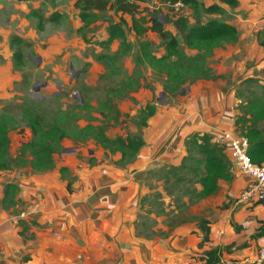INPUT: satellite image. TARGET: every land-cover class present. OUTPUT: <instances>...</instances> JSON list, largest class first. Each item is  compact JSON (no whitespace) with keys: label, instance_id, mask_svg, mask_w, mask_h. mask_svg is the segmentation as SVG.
Here are the masks:
<instances>
[{"label":"crops","instance_id":"1","mask_svg":"<svg viewBox=\"0 0 264 264\" xmlns=\"http://www.w3.org/2000/svg\"><path fill=\"white\" fill-rule=\"evenodd\" d=\"M237 3L234 13L246 15L235 16L245 23L243 31L227 23L251 37L261 30L255 19L264 15V0ZM164 15L159 13L161 21ZM191 94L162 114L155 108L141 134L144 145L130 164H118L119 153L92 141L87 147L69 141L53 155L51 170L0 171V264H203L199 257L215 248H227L223 260L253 259L264 243V204L240 200L250 179L230 157L231 181L218 182L216 194L199 202L208 234L201 230L202 220L167 227L160 218L150 236L137 232L150 173L179 165L193 133H236L229 100L224 105L218 92L198 88ZM8 184L19 188L15 206L2 202ZM205 235L207 245L201 243Z\"/></svg>","mask_w":264,"mask_h":264},{"label":"rangeland","instance_id":"2","mask_svg":"<svg viewBox=\"0 0 264 264\" xmlns=\"http://www.w3.org/2000/svg\"><path fill=\"white\" fill-rule=\"evenodd\" d=\"M228 1L204 0L191 4L183 15L190 25L217 19L234 22L243 31L245 23L241 22L243 26L240 27L241 23L236 21L235 16L242 19L246 15L244 12L234 13L238 7L237 0H233L236 3L234 6ZM76 2L0 0V115L8 114L15 121L8 132L10 153L14 154L20 143L31 137V130L22 116L27 109L40 117L45 129L55 122H61V114L67 112L73 113L62 121V127L66 129L85 126L87 117L94 119L96 125L103 119L98 114V107L104 101L107 90L117 87L125 79L140 75L141 87L129 99L118 103L122 115L118 123L106 128V135L111 139L118 135L140 137L145 127L142 119L146 117L144 109L147 105L162 114L187 101L193 88H198L200 92H218L224 98V105L229 100L234 117L246 114L251 103L264 104V44H261L264 43V23L260 22L264 15L255 19L259 20L256 25H260V31L256 29L251 37L238 33L237 42L219 47L205 58L206 67L211 70L210 79H195L177 93L167 95L162 90L163 76L149 68L135 65L139 41L130 28V17L117 14L107 7L98 20L85 25L78 17ZM210 6L217 7L219 11L211 14L202 11ZM152 12H161L168 17L169 9L147 0L139 6L137 13L148 17ZM55 15L57 19L52 20ZM173 19L176 18L169 17L168 21L163 19L161 22L165 21V30L177 38L180 50L187 56H193L195 51L184 48L182 38L173 26ZM121 20L125 21L123 30L132 51L120 61V71L116 74L115 71L111 73L96 56H112L119 42H114L108 49L97 43L107 38L106 29L109 25ZM14 38L22 43L11 44ZM144 39L152 43L156 55L164 53L155 34L147 32ZM17 50L23 55L24 65L20 68L13 63V54ZM82 104L91 105L89 115L84 111H75L74 107ZM260 128L264 131V121ZM69 141L66 139L63 142ZM85 146H88L87 142ZM187 155L201 157L197 150ZM189 165L190 162L186 161L179 164L176 170L171 167L169 171L155 169L150 173L136 226L140 236L151 235L159 223L157 218L167 227L185 221L193 225L203 220L199 211L201 200L197 201L193 194L198 191V185L192 183L195 180L193 174L186 171ZM203 239L201 243L207 245L208 240Z\"/></svg>","mask_w":264,"mask_h":264},{"label":"trees","instance_id":"3","mask_svg":"<svg viewBox=\"0 0 264 264\" xmlns=\"http://www.w3.org/2000/svg\"><path fill=\"white\" fill-rule=\"evenodd\" d=\"M147 0H77L75 6L79 10L78 17L85 25L98 20L100 14L110 7L117 14H123L130 17V28L139 41L138 55L135 57V65L149 68L157 75L163 76L164 84L162 90L167 95H173L183 86L189 85L195 79H210L211 70L206 67L205 58L211 56L215 49L237 42L238 31L233 25L217 19L207 20L205 23L196 22L193 25L185 17L173 19V26L182 38V44L185 49L195 51L193 56H187L180 50L177 38L165 30L164 23L169 20L164 15V22L159 20V13L152 12L148 17L139 16L137 13L139 6ZM158 3L171 2L178 0H152ZM188 2L187 0H183ZM229 4L235 5L232 0ZM197 4V3H195ZM202 11L206 14L219 11L217 7H205ZM57 19L55 15L52 20ZM124 20L119 23H113L106 29L107 38L97 44L102 48L108 49L114 42L118 41L117 50L112 56L97 55L96 59L107 66L109 71L117 74L120 71V61L129 55L132 47L128 42L123 26ZM151 32L157 36L164 53L156 55L153 52L152 43L144 36ZM22 41L14 38L11 44L20 45ZM263 45L264 43L261 42ZM14 66L20 68L24 65L23 55L20 50L13 54ZM140 75V74H139ZM141 76V75H140ZM140 76L123 80L117 87L107 90L104 101L99 104L98 114H101L102 120L95 125L94 119L87 117V124L83 127L66 129L62 127L64 118L73 112H67L63 115L61 122H55L48 128H43L40 117L31 109L23 113V119L31 130L29 140L20 143L14 154L10 153L9 128L15 124L14 119L8 114L0 115V171H8L23 167H29L35 172H45L51 170L54 166L53 155L62 150V142L70 139L74 144H85L88 141L94 142L96 147L103 149L111 154L119 153L121 158L118 164L127 165L132 163L138 156L139 150L144 142L138 136L118 135L111 139L106 135V128L118 123L122 116L118 110V103L129 99L130 95L141 87ZM180 93V91L178 92ZM75 111H84L88 115L91 111V105L82 104L75 106ZM145 119H142L143 126H146L148 117L154 115L155 108L147 105L144 109ZM264 121V104L260 102L251 103L246 114H241L234 118L235 131L240 136H244L248 141L247 154L250 161L256 165L264 164V131L260 124ZM218 136V135H217ZM216 136V137H217ZM215 136L209 133H193L184 142L186 156L181 159L180 165L186 161L190 165L186 171L193 174L195 180L192 183L198 185V191L191 192L196 196V200H202L214 196L218 191V182H229L232 179L230 174V160L226 155L225 145L215 143ZM192 150H197L200 158H192L188 154ZM179 165L173 166L176 170ZM161 167L159 169H167ZM158 169V170H159ZM19 188L14 185H6L2 199L3 203L17 205L14 201ZM188 193V191L186 192ZM165 211V210H164ZM163 211V213H165ZM22 221H18V223ZM207 222H199L201 230L204 232ZM204 234H208V231ZM203 241H207L205 235ZM223 250L227 248H215L205 251L199 257L203 264H217Z\"/></svg>","mask_w":264,"mask_h":264},{"label":"built area","instance_id":"4","mask_svg":"<svg viewBox=\"0 0 264 264\" xmlns=\"http://www.w3.org/2000/svg\"><path fill=\"white\" fill-rule=\"evenodd\" d=\"M178 0L175 3L166 2L158 3V6L169 9L168 16L170 18L184 17L183 13L188 5L200 3L203 0ZM160 21L162 16L159 17ZM215 143L225 145L228 150L230 160L238 166L240 172L250 179L247 187L241 192L240 200L247 203L264 204V164L261 166L254 165L247 154L248 141L244 136L233 132H222L215 138ZM217 264H264V243L257 249L253 259H220Z\"/></svg>","mask_w":264,"mask_h":264},{"label":"clouds","instance_id":"5","mask_svg":"<svg viewBox=\"0 0 264 264\" xmlns=\"http://www.w3.org/2000/svg\"><path fill=\"white\" fill-rule=\"evenodd\" d=\"M169 17V16H168Z\"/></svg>","mask_w":264,"mask_h":264}]
</instances>
